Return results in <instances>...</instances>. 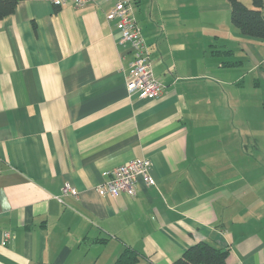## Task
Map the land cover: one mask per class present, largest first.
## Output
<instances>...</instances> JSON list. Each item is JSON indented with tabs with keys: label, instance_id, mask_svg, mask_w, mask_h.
<instances>
[{
	"label": "crops",
	"instance_id": "crops-1",
	"mask_svg": "<svg viewBox=\"0 0 264 264\" xmlns=\"http://www.w3.org/2000/svg\"><path fill=\"white\" fill-rule=\"evenodd\" d=\"M131 3L157 99L127 91L112 0H22L0 19V264H112L126 246L172 264L200 240L264 264V38L229 2ZM142 157L156 184L98 194Z\"/></svg>",
	"mask_w": 264,
	"mask_h": 264
},
{
	"label": "built area",
	"instance_id": "built-area-1",
	"mask_svg": "<svg viewBox=\"0 0 264 264\" xmlns=\"http://www.w3.org/2000/svg\"><path fill=\"white\" fill-rule=\"evenodd\" d=\"M60 6L67 0H54ZM88 0H73L78 6L84 5ZM113 5L106 13V18L114 21L121 33L120 41L130 46L133 61L129 75L126 78V88L129 93L139 98L157 99L163 91V84L155 77L152 71L149 47L144 39L141 28L133 15L131 0H112ZM152 162L148 157L135 158L119 164L109 171V177L96 186L101 196H117L126 194L130 197L136 195V185L139 181L147 186L156 184L151 174ZM63 194L76 195V190L69 184L62 188ZM10 237L8 231L3 233V242Z\"/></svg>",
	"mask_w": 264,
	"mask_h": 264
},
{
	"label": "trees",
	"instance_id": "trees-1",
	"mask_svg": "<svg viewBox=\"0 0 264 264\" xmlns=\"http://www.w3.org/2000/svg\"><path fill=\"white\" fill-rule=\"evenodd\" d=\"M22 0H0V19L14 12ZM55 8L60 5L52 0ZM230 4V21L241 33L264 38L263 0H251L252 7L240 0H228ZM264 108V104H263ZM229 250L216 247L204 240L188 246L172 264H228ZM112 264H153L144 259L140 253L126 246Z\"/></svg>",
	"mask_w": 264,
	"mask_h": 264
},
{
	"label": "rangeland",
	"instance_id": "rangeland-1",
	"mask_svg": "<svg viewBox=\"0 0 264 264\" xmlns=\"http://www.w3.org/2000/svg\"><path fill=\"white\" fill-rule=\"evenodd\" d=\"M216 1H218V3H219V8H220V9H222V6H220V2H223V3H225V4L228 3L226 0H216ZM262 9H263V12H264V5H263V8H262ZM105 196H110V195H105Z\"/></svg>",
	"mask_w": 264,
	"mask_h": 264
}]
</instances>
